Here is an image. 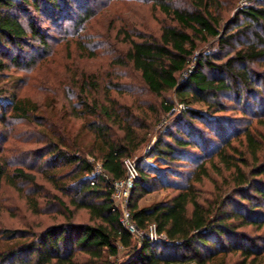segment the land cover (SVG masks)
Here are the masks:
<instances>
[{"label":"trees","instance_id":"trees-1","mask_svg":"<svg viewBox=\"0 0 264 264\" xmlns=\"http://www.w3.org/2000/svg\"><path fill=\"white\" fill-rule=\"evenodd\" d=\"M182 1L151 0L168 21L157 36L123 32L126 47L110 59L115 67L136 72L140 88L157 106L145 108L140 98L121 102L122 94L134 91L112 81L100 88L104 96L94 95L99 84L91 72L74 71L63 84L70 96L68 116L82 119L93 136L85 151L99 157L110 180L93 172L76 134L38 114L36 101L23 97L0 103V126L8 118L34 126L18 138L34 146L14 147L9 160L0 153V187L16 190L29 214L23 227L0 223V264H114L109 256L117 255L119 245L131 256L121 264L257 263L262 252L240 228L264 232V0L237 7L230 18L223 13L234 0ZM89 4L0 0V73L35 62L32 53L47 46L46 20H72L76 13L85 22L92 15ZM205 44L210 50L200 51ZM85 48L80 45L82 53ZM197 50L195 65L188 68ZM170 90L187 109L149 149L145 157L154 165L136 160L139 177L128 201L137 227L154 223L166 240L138 242L119 222L111 182L125 176L123 160L144 142L148 118L172 109L163 98ZM230 108L239 111L243 124L221 114ZM185 164L193 165L186 178L180 170ZM205 180L212 183L208 195L200 187ZM158 188L175 193L139 206L144 195ZM80 210L86 222L73 221ZM53 211L63 219L43 227L29 220Z\"/></svg>","mask_w":264,"mask_h":264},{"label":"rangeland","instance_id":"rangeland-1","mask_svg":"<svg viewBox=\"0 0 264 264\" xmlns=\"http://www.w3.org/2000/svg\"><path fill=\"white\" fill-rule=\"evenodd\" d=\"M223 1L225 3L231 2V0ZM181 2L183 1L172 0V3L178 5ZM240 2L241 0H234V6L229 11L224 12L223 16L230 18L237 7L240 6ZM223 6L226 7L227 5ZM88 8L91 10L92 15L85 22H82L81 16L78 17L76 13H73L72 20L64 21L58 17L55 20L45 21L47 46L32 53L35 62L19 68L10 67L9 70L0 73V103L1 105H7V103L13 102L14 99L23 97L36 101L39 105L38 114L43 115L50 123L66 127L71 135L76 134L78 146L85 152V158L94 168V166H97L96 164H100L99 157L85 151L91 146L93 136L83 127L82 119L68 116L70 96L67 92L68 88L63 84L68 82V75L74 71L91 72L97 76L96 80L99 84V92L98 94L93 93L94 95L104 96L103 89L101 91L100 88L108 86L107 82L112 81L113 83H119L124 89L131 88L134 91L132 94L126 92L122 94L119 97L121 102L129 103L132 98H140L145 102L143 104L145 108H148L149 105L157 106V100L140 88L141 83L136 72L130 68L115 67L112 65L113 63H110V59L121 55L126 47L123 32L127 31L131 35L143 33L144 35L157 36L161 24L168 20L154 7L151 0H90ZM82 44L87 48L84 53L80 51V45ZM210 48V45L205 44L199 50L207 52ZM89 50L91 54H89ZM199 50L191 57L188 68L194 67ZM163 98L172 105V109L160 111L155 114L154 118H148L151 123L148 126L149 129L146 130L147 134L144 142L134 154L127 158L135 162L140 158L143 164L154 165L152 158L145 157L149 149L158 136L164 133L175 118L185 111L188 106L178 99L174 90L167 91ZM224 101L228 102L226 99ZM191 106L198 108L196 104ZM200 108L206 115V108ZM7 110L6 115H8ZM221 114L233 121L239 120L237 121L238 124H243L240 120L244 119L238 110L230 108ZM7 120L6 126H0V133H3L4 136L3 139H0V153L5 157V160H9V156L13 154L12 149L16 146L20 147L21 151L34 146L32 143L22 144L18 140L23 136V132H30L29 129L34 127L33 125L20 123L18 120L9 118ZM234 123L236 124V122ZM19 151H16L14 155L18 156ZM192 169V164H185L180 168L184 173V178L188 176L189 171ZM211 176L216 178L213 174ZM38 180L41 181L40 178ZM178 182L184 183V180L178 179ZM200 187L203 194L208 195L212 183L205 180ZM174 193L173 189L158 188L144 195L138 204L139 206H147L166 200ZM58 215L53 211L48 216L30 218L29 220L37 219L41 222L39 225L43 227L57 220H62L63 217ZM28 217L29 214L22 196L11 186L2 184L0 187V223L23 227ZM73 221L86 222V212L82 210L75 212ZM240 230L255 239V244L262 252L256 264H264L263 230H256L252 227H242ZM128 250L119 245L117 255L109 256V260L114 264L125 262L131 257ZM82 256L79 255L80 258ZM236 258L237 255L235 254L231 260ZM193 264L197 263L193 261Z\"/></svg>","mask_w":264,"mask_h":264},{"label":"built area","instance_id":"built-area-1","mask_svg":"<svg viewBox=\"0 0 264 264\" xmlns=\"http://www.w3.org/2000/svg\"><path fill=\"white\" fill-rule=\"evenodd\" d=\"M252 0H241L240 6H246ZM185 76L186 74H182ZM93 172L101 174L105 179L110 180V176L105 172L101 164H96ZM123 165L126 169L125 176L119 180H113L111 182L112 195L111 198L115 206L120 210L119 222L123 228H125L138 242L145 239L149 243H156L160 240H166L164 233H159L154 223H149L144 228L137 227L131 211L128 208V201L130 191L134 182L139 177V172L136 166V162L132 159L125 158ZM185 264H193V262H187Z\"/></svg>","mask_w":264,"mask_h":264}]
</instances>
